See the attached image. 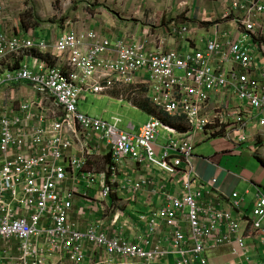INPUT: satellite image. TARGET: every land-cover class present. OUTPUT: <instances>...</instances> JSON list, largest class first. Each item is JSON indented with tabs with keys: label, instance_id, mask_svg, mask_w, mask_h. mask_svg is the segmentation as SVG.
I'll use <instances>...</instances> for the list:
<instances>
[{
	"label": "built area",
	"instance_id": "obj_1",
	"mask_svg": "<svg viewBox=\"0 0 264 264\" xmlns=\"http://www.w3.org/2000/svg\"><path fill=\"white\" fill-rule=\"evenodd\" d=\"M216 1L225 5L224 19L173 18L133 43L78 26L40 41L34 29L15 27L25 4L0 1V264H81L95 251L102 264H152L169 255L175 264H210L208 253L225 245L250 251L233 215L196 189L195 136L240 146L253 126L264 138V0ZM87 95L135 109L143 95L188 129L157 115L137 131L120 129V117L111 123L80 111ZM129 162L156 170L163 203L148 202L149 213L121 225L134 228L132 239L107 231L117 209L110 203L95 225L81 226L99 201L119 203L154 184L133 179ZM169 183H180L181 192L168 191ZM256 201L253 226L264 246L261 192Z\"/></svg>",
	"mask_w": 264,
	"mask_h": 264
},
{
	"label": "crops",
	"instance_id": "obj_2",
	"mask_svg": "<svg viewBox=\"0 0 264 264\" xmlns=\"http://www.w3.org/2000/svg\"><path fill=\"white\" fill-rule=\"evenodd\" d=\"M113 3H116V0H113ZM157 4L160 8L153 10L156 14L154 15L151 12L150 14L152 15L148 17L150 20L148 19L146 22L140 21L129 24L128 22H116L114 18H104L100 21L98 31L113 42L124 39L129 43H133L142 35L143 29L164 27L173 18L179 17L182 20L195 22H205V19L214 21L224 19L223 16L226 12L225 5L216 0H121L120 4L117 5V10L126 13L144 14L148 12L149 8H154ZM102 12H106L104 6ZM161 13L169 14L170 18L157 24L158 16ZM85 27L94 29V26L78 25V28ZM206 27H212V25ZM222 28L223 30L233 29L228 22H222ZM170 46L175 47L177 45L170 42ZM186 46L187 44L183 48H186ZM248 135L250 136L249 141L240 146H235L232 141L227 139L232 143L233 149L230 148L231 144L224 140L214 139L209 142L212 138H204L203 140L202 136H195L197 144L195 146L194 166L198 182L202 184V188L198 186L196 189L202 192L204 196L208 192V201L218 199L219 209L233 215V220L238 223L239 233L244 236V241L250 250L248 253H244L236 245L222 246L208 253L210 264H264V246L259 242L257 230L253 226V221L256 219L255 211H257V193L261 192L262 196H264V165L260 162V169L257 166L253 172H248L244 168H237L238 171H234L222 166L223 159L228 155L239 157L242 161L244 155L253 154L254 157L259 156L264 161V138L260 136L257 128L253 126L250 128ZM199 145L201 146L197 149ZM244 160L241 164L244 163ZM128 170L132 173L133 179L149 178L153 179L154 184L150 188H145L135 194L130 193L120 197L121 201L119 203L118 197H113L111 201H99L100 205L95 207L92 215L90 217L87 215L88 223H83L81 226L95 225L96 219L91 220V217L102 216L104 207L110 203L117 206V209L116 211L113 209L112 213H108L111 216L105 221L106 229L109 233L123 232L120 229L122 224L126 222L132 224L136 222L141 213H149L148 202L151 201L158 206L163 203L159 180L155 177L157 174L156 170L150 169V166L147 165L139 166L134 162H129ZM235 172H240L242 175H238ZM213 178L217 179L215 186L209 185V181ZM166 189L178 195L181 192V185L180 183L177 185L169 183ZM91 196L95 200L99 198L96 190H92ZM235 202L238 203L237 206H235ZM101 205L103 206L101 207ZM79 210L76 208L74 211L77 223L80 222ZM116 215H118L119 219L117 225L111 226V222H113ZM262 226L264 227V220L262 221ZM133 229L125 230L123 233L132 239L136 233L132 232ZM246 256H249L250 261L247 260ZM174 258V255H169V258L152 264H175ZM99 261V254L95 251L92 257H86L81 264H89L91 262L102 264Z\"/></svg>",
	"mask_w": 264,
	"mask_h": 264
},
{
	"label": "rangeland",
	"instance_id": "obj_3",
	"mask_svg": "<svg viewBox=\"0 0 264 264\" xmlns=\"http://www.w3.org/2000/svg\"><path fill=\"white\" fill-rule=\"evenodd\" d=\"M120 2L121 0H116V3H113V0H11L9 4L13 8L25 4V10L15 20V27L19 25L21 30L34 29L36 36L40 37V41H51L52 37L62 34L67 27L71 26L83 24L94 26V29L99 30L100 21L104 18H114L116 22H128L129 24L140 21L146 22L150 15L156 14L153 10L160 8L157 4L154 8H149L148 12L144 14L126 13L117 10V5ZM103 6L106 12H102ZM151 12L152 14H150ZM168 18L170 15L167 13L159 14L157 24L167 21ZM28 33L29 31L26 33L24 31L23 34L27 35ZM146 102L147 100L143 95L135 97L133 105L139 108L135 109L127 101L121 103L115 97L87 95L80 102L79 109L83 113L101 117L111 123H113V117H120L122 119V123L119 125L120 129L128 130L129 124H132L135 127L134 131H137L149 121L150 116L142 110V106H145ZM214 139L224 140L231 144V149L234 148L232 143L222 136L212 138L209 142ZM243 159H245L244 163L241 164ZM243 159L241 161L239 157L228 155L223 159L222 166L234 171H238L237 168H244L248 172H253L257 166L260 169L261 163L253 154L244 155ZM96 168L100 170L103 169V166L101 163H97ZM235 173L242 175L240 172ZM255 216L257 218L258 213H255ZM94 219L95 216L91 217V220Z\"/></svg>",
	"mask_w": 264,
	"mask_h": 264
},
{
	"label": "trees",
	"instance_id": "obj_4",
	"mask_svg": "<svg viewBox=\"0 0 264 264\" xmlns=\"http://www.w3.org/2000/svg\"><path fill=\"white\" fill-rule=\"evenodd\" d=\"M203 24L205 26L212 25V23H203ZM142 110L146 112L149 116H152V115L159 116L164 123L169 124L173 127H176L182 131H187L188 129L185 119L171 117L165 113L158 112L152 105L149 104L148 101L145 103V106H142ZM257 159L264 165V161L262 160V158L258 156Z\"/></svg>",
	"mask_w": 264,
	"mask_h": 264
},
{
	"label": "clouds",
	"instance_id": "obj_5",
	"mask_svg": "<svg viewBox=\"0 0 264 264\" xmlns=\"http://www.w3.org/2000/svg\"><path fill=\"white\" fill-rule=\"evenodd\" d=\"M210 23V22H209ZM212 25H213V23H212Z\"/></svg>",
	"mask_w": 264,
	"mask_h": 264
}]
</instances>
